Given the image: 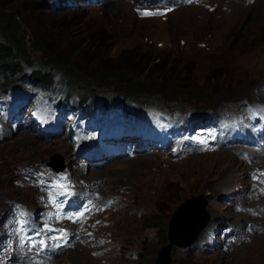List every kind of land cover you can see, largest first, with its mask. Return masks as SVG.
<instances>
[{
	"label": "rangeland",
	"instance_id": "obj_1",
	"mask_svg": "<svg viewBox=\"0 0 264 264\" xmlns=\"http://www.w3.org/2000/svg\"><path fill=\"white\" fill-rule=\"evenodd\" d=\"M51 3L52 0H0V16L13 14L21 35L29 42L32 38L42 42L70 72L82 65L108 74V69L99 64L102 61L110 71L116 69L121 79L134 78L142 87L146 85L141 80H147V70L164 62L166 66L158 77L165 79L163 73L169 67L170 73L172 69L176 71L177 79L202 92L198 105L183 100L163 104L151 98L127 96L134 104L146 106L141 110H155L167 118L170 112L188 124L190 116L202 113L206 119H216L217 124L264 119V0H114L98 8L76 3L80 8L69 10L56 9ZM92 35H103L104 40L97 39L96 47L106 45L107 49L100 53L102 49L94 47L93 54L83 56L80 46L95 44L90 39ZM228 47L235 50L231 63H226L229 56L224 50ZM13 62V86L8 94L0 95V126L10 119L22 120L25 115L34 135L0 131V251L10 255L6 264H155L158 251L167 244L171 215L183 203L197 205L191 199L205 201L207 229L190 248L174 247L172 264H264V197L257 195V182H252L248 174L264 171L261 157L244 151L237 140L234 148L239 155H234L232 145L220 147L217 132L213 139L212 130H206L199 132L197 139L204 144L213 139L208 148L191 147L186 151V147L178 146L169 152L171 160L160 151L147 150L146 155L97 168L96 163L93 166L87 160L88 155L96 154L89 152L96 141L101 143L95 118L59 105L66 102H60L61 97L51 91L61 87L60 76L51 78L45 91L38 82L20 80L36 73L20 56ZM67 85L76 96L89 91L77 83ZM123 85L112 81L97 88L96 94L100 98L124 96ZM120 111L94 116L109 117L111 123H117ZM77 122L83 135L74 127ZM91 123L95 124L93 135L88 142L80 143ZM106 126L104 121L103 128ZM24 136L34 137L35 144L23 143ZM81 144L86 146L85 151L80 150ZM39 146L55 150L45 153ZM68 148L71 153L64 154ZM102 150L101 145L98 153ZM245 154L252 157V166L240 159ZM58 159L64 168L61 173L66 170L62 176L50 171ZM22 167L33 174L31 180L42 192L31 180L19 178L17 171ZM83 184L98 188L96 193L104 197L120 199L118 208L100 209L82 225L85 232L91 233L89 241L72 246L54 259L59 250L51 251V247L68 245L74 235L70 233L65 238L51 230L48 239L54 245L46 251L43 220L49 228L58 225L46 209H55V203L62 201L69 189ZM236 206L261 216L243 215L235 211ZM10 208L24 218L18 231L3 229H12L8 219L11 216L7 215ZM28 209L38 217L34 219ZM226 222L221 227L223 236L218 249L211 251L206 244L209 228L215 231ZM103 243L107 245L100 247ZM15 247H23L24 251L14 252ZM13 255L20 259L14 260Z\"/></svg>",
	"mask_w": 264,
	"mask_h": 264
},
{
	"label": "trees",
	"instance_id": "obj_2",
	"mask_svg": "<svg viewBox=\"0 0 264 264\" xmlns=\"http://www.w3.org/2000/svg\"><path fill=\"white\" fill-rule=\"evenodd\" d=\"M68 1L69 0H52L50 6L56 9L69 8V4L67 3ZM0 17V42H2L0 43V81L3 82L5 86L10 85L11 81H9V79L15 72V70H12V64L14 63L13 61L17 56H20V58L27 65L36 71V73H33L32 75H26L25 77L20 78V80L24 79L28 83L38 82L46 91L49 89L48 82L51 80V78H54L58 75L60 76L61 85L60 94L63 96L64 93L68 99L76 96L77 93L71 90L69 87L70 85L67 84L77 83L78 86H83L89 90L87 93L77 95L79 101L82 103H93L94 106H97L100 102L105 106L109 102L116 100L118 101L127 96H132L134 99L141 98L145 100H150L151 98L163 104L176 100L195 102L196 105L202 102L200 97L202 92L196 90L189 84L183 83L184 80L177 79V75L174 74L176 71L173 69L170 73V68L166 67V70L163 73L165 79L158 77L161 75V72L166 66L164 62H157V64H154L147 70V80H141L142 83L146 85L142 87H139V83L136 82L134 78L130 80L121 79L119 75L116 74V69H112L111 72L109 69L110 67L104 62L101 61L99 63L100 60L95 65L99 63L101 66L107 68L109 72L108 74L99 73L97 70H95L96 68L89 66L83 67L81 64H79L81 66L77 67L75 71L70 72L72 70H66V65L62 62H59L55 55L50 54L48 52V48H45V46L42 45V42L38 41L36 38H32L31 42H29L25 35H21V31L18 28L17 21L13 14H3ZM87 31L90 33L89 29ZM90 39L95 40V44H92L88 48H86V46H80V53H85L83 56H85L87 52H91L93 54V48L96 47L97 41L104 40V37L103 35L98 37H96V35H92L90 36ZM96 49H102V51L99 52L103 53L106 51L107 46L101 45L96 47ZM232 49L233 48L228 47L224 50L225 54L229 56L226 63H231L234 61L233 56L235 55V50ZM98 54H96V56H98ZM123 57L124 56L121 55V58ZM125 61V63H131V61ZM167 72L169 73L168 75L166 74ZM112 81L118 84H124L122 87V93L126 94L124 96L118 97H111L110 95H107L106 97L100 98L99 95L96 94V89H101ZM210 105L211 104L206 105V108L210 107Z\"/></svg>",
	"mask_w": 264,
	"mask_h": 264
},
{
	"label": "water",
	"instance_id": "obj_3",
	"mask_svg": "<svg viewBox=\"0 0 264 264\" xmlns=\"http://www.w3.org/2000/svg\"><path fill=\"white\" fill-rule=\"evenodd\" d=\"M59 163H61V160L58 159V161L54 160L51 164L57 173L63 171V167ZM192 200L193 202L197 201L195 202L197 205L189 206L183 203L171 215L167 227V244L158 251L155 264H172L173 248L185 249L191 247L198 241L207 227L209 215L205 210V201Z\"/></svg>",
	"mask_w": 264,
	"mask_h": 264
},
{
	"label": "bare ground",
	"instance_id": "obj_4",
	"mask_svg": "<svg viewBox=\"0 0 264 264\" xmlns=\"http://www.w3.org/2000/svg\"><path fill=\"white\" fill-rule=\"evenodd\" d=\"M223 134L221 135V139H222V143H224V145H232V144H228V142L230 143L231 142V139H230V133H229V131L228 130H222L221 131ZM217 135V134H216ZM218 136V135H217ZM215 139V138H214ZM21 140H22V142L23 143H27L28 145H34L35 144V138L34 137H31V136H24V137H22L21 138ZM20 140V141H21ZM170 145L173 147V148H176V147H178V146H184V147H186V148H191V146H189V145H177V144H174V143H170ZM253 145L256 147V148H258V149H262L256 142H254L253 143ZM233 146V145H232ZM37 147V146H36ZM38 148H40V149H42V150H44V152L45 153H51L53 150H55V149H52V150H49V148H51L50 146L49 147H46V146H39ZM80 149H82V150H84V147L83 146H80ZM149 152H152V151H159V150H156V149H154V148H151V149H149L148 150ZM240 151V150H239ZM67 153H71V149L70 148H68L65 152H64V154H67ZM249 153V152H248ZM254 154V153H253ZM66 156H68V155H66ZM240 156H241V154H240ZM256 156V155H255ZM241 159V158H240ZM241 163V165H243V162H240ZM253 168V167H252ZM237 171L235 170L234 172H233V174L234 173H236ZM259 181V180H258ZM257 181V182H258ZM256 183V182H255ZM257 195L258 196H260L258 193H257ZM230 229V228H229ZM229 229H227L226 230V233L229 231ZM222 233V232H221ZM56 234V233H55ZM238 234V233H237ZM29 236V235H28ZM53 236V235H52ZM22 238V237H21ZM57 238V237H56ZM66 238V237H65ZM24 239V238H23ZM26 239V238H25ZM46 247H47V249H46V251H49V248L51 247V245H54V242H51V240L50 239H48L47 241H46ZM64 244V243H63ZM61 246V245H60ZM16 249V251H14V252H19V251H24V248L22 247V248H20V247H15ZM28 254V253H27ZM14 260L15 259H20L19 258V256H15V255H13V257H12ZM41 258V257H40ZM43 259V258H42ZM40 260V259H39ZM37 263V262H36ZM51 263H53V262H51ZM27 264V263H26ZM33 264V263H32Z\"/></svg>",
	"mask_w": 264,
	"mask_h": 264
},
{
	"label": "snow or ice",
	"instance_id": "obj_5",
	"mask_svg": "<svg viewBox=\"0 0 264 264\" xmlns=\"http://www.w3.org/2000/svg\"><path fill=\"white\" fill-rule=\"evenodd\" d=\"M41 243H43V241H41Z\"/></svg>",
	"mask_w": 264,
	"mask_h": 264
},
{
	"label": "clouds",
	"instance_id": "obj_6",
	"mask_svg": "<svg viewBox=\"0 0 264 264\" xmlns=\"http://www.w3.org/2000/svg\"><path fill=\"white\" fill-rule=\"evenodd\" d=\"M193 245H194V244H193ZM193 245H192V246H193ZM189 248H190V247H189Z\"/></svg>",
	"mask_w": 264,
	"mask_h": 264
}]
</instances>
